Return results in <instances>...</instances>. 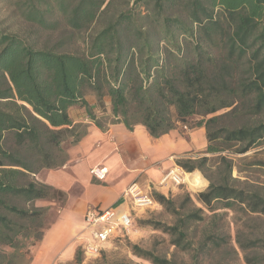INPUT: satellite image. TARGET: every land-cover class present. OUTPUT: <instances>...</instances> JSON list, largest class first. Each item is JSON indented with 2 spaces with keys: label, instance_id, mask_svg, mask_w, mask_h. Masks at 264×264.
I'll use <instances>...</instances> for the list:
<instances>
[{
  "label": "trees",
  "instance_id": "trees-1",
  "mask_svg": "<svg viewBox=\"0 0 264 264\" xmlns=\"http://www.w3.org/2000/svg\"><path fill=\"white\" fill-rule=\"evenodd\" d=\"M106 2L26 0L23 16L43 30H64L73 43L115 4L110 0L102 10ZM133 4L85 39L81 53L62 52L61 42L39 49L0 30V264H14L44 239L49 209L35 202L64 198L36 176L63 167L64 145L87 135L88 125L69 116L75 106L102 131L118 123L130 131L143 126L158 139L180 126L205 128V154L213 157L177 164L200 171L208 188L195 198L155 192L174 222L139 223L167 234L177 250L190 253V262L131 245L136 257L151 264H236L239 253L221 211L264 216V196L233 178L234 162L224 155L246 154L264 141V0ZM140 7L150 11L142 15ZM260 242L236 234L243 253Z\"/></svg>",
  "mask_w": 264,
  "mask_h": 264
},
{
  "label": "crops",
  "instance_id": "crops-1",
  "mask_svg": "<svg viewBox=\"0 0 264 264\" xmlns=\"http://www.w3.org/2000/svg\"><path fill=\"white\" fill-rule=\"evenodd\" d=\"M86 99L98 114L96 98L90 95ZM69 116L75 124L88 125V133L80 143L64 145L68 161L63 167L45 169L36 176L39 182L62 192L65 200L62 204L55 200L35 202L36 207L55 212L58 219L35 248L38 254L30 264H60L73 258L75 236L84 231L88 240L85 212L100 208L129 213L126 191L133 184L153 195H175L177 186L160 185L163 176L176 168L178 161L197 159V153L207 147L203 127L189 131L180 126L155 139L143 126L130 131L118 123L102 131L88 119L86 110L77 106L70 108Z\"/></svg>",
  "mask_w": 264,
  "mask_h": 264
},
{
  "label": "rangeland",
  "instance_id": "rangeland-1",
  "mask_svg": "<svg viewBox=\"0 0 264 264\" xmlns=\"http://www.w3.org/2000/svg\"><path fill=\"white\" fill-rule=\"evenodd\" d=\"M26 0H0V30L6 34L16 35L22 39H25L36 48H44L45 46H53L57 43H62V52H79L81 53L85 49L84 40L89 36H93L101 29H103L110 20H113L116 14L120 11H127L130 8H134L133 4L136 0H115V4L111 7L109 12L104 16H101L92 28L74 39L71 43L69 34L64 30L58 31H46L38 27L37 25L28 22L23 16V3ZM110 0H107L106 4L102 8L104 10ZM128 3L125 7L124 5ZM153 8V6H152ZM142 15L147 14V7H140L137 9ZM190 131V129L188 128ZM239 148V147H238ZM235 149V148H234ZM206 150V149H205ZM204 151H199L197 158L208 157L212 158V155L205 154ZM234 162L233 178L239 179L243 185L249 189L258 190L264 196V141L261 146L252 149L246 154L234 155L227 154ZM215 156V159H218ZM176 168L185 172L182 168L177 166ZM198 172L205 181V188L197 190L189 186L188 184L177 185L178 191L175 195H169L168 197H182L186 193L192 195L195 198L201 192H204L209 182L200 171ZM193 172V173H195ZM188 173V172H185ZM191 174V173H190ZM215 178V176H213ZM242 185V184H241ZM65 200L56 198L55 202L62 204ZM200 206V205H198ZM227 213V231L231 234L232 245L237 249L239 253V259L236 264H247L244 260L245 255H248L251 259H256L258 264H264V216L260 215H247L243 212L234 211H221V213ZM58 215L55 212H48L46 216L47 229H50L52 225L57 221ZM146 220H155L166 224H172L174 222L173 217L166 212L162 207H155L148 210L145 213H140L135 218L133 227L125 234L124 237H120L112 241L102 251L100 257L96 259H89L84 253V246L86 244L87 234L83 235L84 231L77 234L74 238L77 249L73 258H66L64 262L60 264H151L150 262L136 257L131 249V245H138L141 249L155 252L157 255L165 256L168 258L175 257L178 262L189 263L190 253L177 250L172 244L170 237L161 231L153 230L150 227H142L139 223ZM240 231L245 238L260 239V245L258 248H251L246 253L241 252L236 244V234ZM85 236V237H84ZM7 253L10 250H5ZM25 253V252H24ZM38 254V250L30 249V253L23 258H19L14 264H29L34 259V256ZM77 254L81 261L77 262ZM40 256L42 255L39 254ZM260 259V260H259ZM208 264H217L216 260H209ZM206 262V263H207Z\"/></svg>",
  "mask_w": 264,
  "mask_h": 264
},
{
  "label": "built area",
  "instance_id": "built-area-1",
  "mask_svg": "<svg viewBox=\"0 0 264 264\" xmlns=\"http://www.w3.org/2000/svg\"><path fill=\"white\" fill-rule=\"evenodd\" d=\"M187 129V127H184ZM97 175V174H96ZM182 180L173 171L166 173L160 185L177 186ZM130 202L129 213L118 214L114 210L89 208L84 215V223L88 233V240L84 246V253L89 259L100 257L108 244L117 238L124 237L133 227L135 218L140 213H145L159 207L152 193L145 192L139 185L133 184L126 191Z\"/></svg>",
  "mask_w": 264,
  "mask_h": 264
},
{
  "label": "bare ground",
  "instance_id": "bare-ground-1",
  "mask_svg": "<svg viewBox=\"0 0 264 264\" xmlns=\"http://www.w3.org/2000/svg\"><path fill=\"white\" fill-rule=\"evenodd\" d=\"M172 171L174 175H177L178 177L181 178L182 180L181 183L188 184L189 186L197 190H201L205 188L206 185L205 181L198 172L190 174V173H185L178 168H174L172 169Z\"/></svg>",
  "mask_w": 264,
  "mask_h": 264
}]
</instances>
